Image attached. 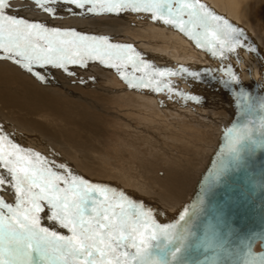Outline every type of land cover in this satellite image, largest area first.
Segmentation results:
<instances>
[{
	"label": "snow or ice",
	"instance_id": "6c2138e0",
	"mask_svg": "<svg viewBox=\"0 0 264 264\" xmlns=\"http://www.w3.org/2000/svg\"><path fill=\"white\" fill-rule=\"evenodd\" d=\"M35 4L53 20L58 18V5L74 17L146 13L154 22L177 29L213 57L224 58L240 47L258 51L247 45L242 28L201 0H35ZM21 8L13 0H0V61L10 62L41 84L53 79L54 72L77 77L73 68L87 69L98 62L114 69L133 89L167 90L169 95L179 92L185 99L200 101L179 90L171 79H163L178 74L199 79V72L159 68L131 43L29 20L16 14ZM224 72L226 82L240 83L230 65ZM238 96L249 99L243 89ZM260 107L264 109V98ZM252 123L227 129V143L205 178L199 201L168 223L158 222L154 209L123 190L94 183L74 173L66 161L22 146L0 124V264H190L187 254L196 236L193 218L202 210L204 194L245 153L264 148V116L255 128ZM257 132L259 139L254 135ZM5 194L12 196L11 202ZM42 220L52 227L44 226ZM197 247L211 250L212 255L196 264H220L223 242L206 237ZM248 256L243 264H256L255 255L249 252Z\"/></svg>",
	"mask_w": 264,
	"mask_h": 264
},
{
	"label": "rangeland",
	"instance_id": "374dc122",
	"mask_svg": "<svg viewBox=\"0 0 264 264\" xmlns=\"http://www.w3.org/2000/svg\"><path fill=\"white\" fill-rule=\"evenodd\" d=\"M211 1L201 0L217 14L242 28L248 37L247 45H256L257 48V45L261 43L263 48L264 0ZM13 4L23 5L16 14L27 19L29 17L33 21H48L50 26L74 27L77 31L82 30L81 32L84 33L106 35L115 43H131L142 53L144 59L159 68H170L176 71L184 67L189 72L200 73L199 79H194L188 74L163 78L165 82L171 79L184 93L198 96L200 101L197 103L194 100L185 99L179 92L169 95L167 90L153 92L149 89H133L114 69L106 68L98 62L90 63L87 69H72L83 72L82 78L86 79H84L86 84H83L87 86V94L93 100L89 111L98 113L103 120V135L100 137L102 139L99 140V152H96L94 161L77 163V166L75 165L72 169H78L77 171L82 173L81 176L94 183L107 184L131 193L134 192L135 186L127 179H133L135 182L147 181L150 186H144L146 190L143 189V192L147 194L142 197L141 195L133 197L134 200L144 204L159 203L161 206L160 203L163 201L176 197V192L169 193L172 186H167L162 178L168 179L165 175L173 174L174 177L175 174L180 176V173H184L185 170L189 173L190 169L187 167L194 164L192 161L199 162L200 159L201 169L196 167L199 173L202 168L204 170L218 143L221 126L231 121L242 99L238 96L240 90L255 92L256 95L264 89L260 85L261 80H264V54L260 47L257 48V52L249 51L247 47H240L224 58L213 57L208 51L197 47L177 29L166 26L162 22H154L146 13L129 12L120 16L105 14L82 19L83 16H68L64 11L65 6L58 5L59 15L53 20L36 6L35 0H13ZM31 15H36V19ZM254 41L256 44H253ZM249 52L255 59L253 64H250L249 59L248 62L245 60ZM229 65L239 77V84L226 82L228 78L225 76L224 69ZM88 77H95V79H88ZM97 87L99 90L102 89L101 95L93 92V89H98ZM260 94L261 92L255 98H258ZM184 127L187 129L182 131ZM206 133L208 136H204ZM177 135H181L182 138H180L187 143L182 145L187 153L192 151L200 154L199 157L187 156L186 164L189 165H186V168L182 163L174 161L177 158L171 161L161 153L164 151L163 153L167 154L168 150L169 153L179 156L176 149L181 147V143H178L180 141ZM163 144L169 149L180 145L173 150L161 151ZM178 150L181 153V148ZM122 171L126 173L120 176ZM199 178L200 175H198ZM129 187L132 189L128 190ZM127 195L130 196V194ZM188 197L189 195H185L181 199ZM50 225L49 227H52ZM59 231L65 235L68 234L63 229Z\"/></svg>",
	"mask_w": 264,
	"mask_h": 264
},
{
	"label": "bare ground",
	"instance_id": "6f19581e",
	"mask_svg": "<svg viewBox=\"0 0 264 264\" xmlns=\"http://www.w3.org/2000/svg\"><path fill=\"white\" fill-rule=\"evenodd\" d=\"M31 16L32 18L36 19V15ZM82 19H84V17ZM87 24H89V22ZM255 41L253 44H256ZM261 45V43L258 44L257 48L260 47L261 52L264 54V46L262 48ZM245 58L246 61L248 59L250 60V64H253L255 61L253 55L250 52L245 56ZM76 72L77 77H69L60 72H54L53 79H51L47 84H41L30 75L20 71L10 62L0 61V124H2L7 131L13 132L16 141L22 146L26 148H32L33 150L40 152L51 159L57 161H66L74 173L82 175L81 172L79 173V171H77L78 169L74 170L72 168H74L75 165L77 166V163L80 162L92 163L94 161L93 158L96 155V152H99V140L102 139L100 137L103 135V120H101L98 113L89 111V106L92 104L91 101L93 100H91L89 98V94H87V86L85 85L86 83H79V80L77 79L79 76L82 77L83 72ZM73 80H76L77 82L73 83ZM261 83V87L264 88V80H261ZM101 90V88L100 90L99 88H95L93 89V92H95L96 95L99 93L101 95V92H103ZM260 92L261 94L258 96V100L264 98V89ZM191 127L192 126H190V128ZM186 129L187 128L184 127L181 130L184 131ZM191 129H193V127ZM206 135L208 136L207 133L204 136ZM177 137H179L178 141L180 142H178L177 139L176 142L181 143V147H178L180 144L175 146L179 149L181 148V153L179 152L178 148L176 149L179 156L177 154L174 155L172 152L169 153L170 151L168 150V153L164 154L163 150L169 149L166 148L167 146H164V144L161 150L163 152L161 153L162 155L167 156V158H169L171 161H173L174 158H177V160L174 159V161L182 163L186 168L187 156L199 157L200 154L198 152L192 151L187 153L182 146L184 144L186 145L187 143L181 139V135H177ZM175 147H171L170 149L173 150ZM192 147L196 148L195 146ZM192 162L194 164H191L190 167H187L190 169L189 173H186L187 170H185L184 173L180 171V176L175 174L174 177L173 174L172 176L165 175L168 179L162 178V180L160 178L166 183L167 186H172V190L169 193L173 194V191L176 192V197L173 196V199L163 201V203H160L161 206H159V203L157 205L154 203L145 204L148 207H155L154 214L156 219L159 218L157 221L160 223L171 220L174 213L179 209V206L184 202V200H186H182L181 198L185 195L191 196L194 192L195 185L199 180L198 175L201 177L203 168L199 173L198 170L201 169L199 167L201 159L199 162ZM125 173L126 172L122 171L120 176ZM127 181L131 182L130 184L135 186L134 192L132 193L128 191L131 187L128 188V192L124 191L126 194H130L131 198L139 195L142 197V195L147 194L146 192H143V189H145L144 186H150L149 182H138L137 180L136 184L133 179H127ZM172 181H174L173 184ZM172 194L170 195L172 196ZM5 199L11 202L12 196L5 194ZM137 201L140 202L139 200ZM149 201L151 202V198ZM152 201H154V199ZM42 224L44 226L50 225V223L46 220H42Z\"/></svg>",
	"mask_w": 264,
	"mask_h": 264
},
{
	"label": "water",
	"instance_id": "95a60500",
	"mask_svg": "<svg viewBox=\"0 0 264 264\" xmlns=\"http://www.w3.org/2000/svg\"><path fill=\"white\" fill-rule=\"evenodd\" d=\"M247 93L249 99L242 98L231 121L221 126L218 143L201 172L194 192L179 206L172 219L164 223L175 222L183 208L199 201L205 178L227 143V129L243 126L250 121L255 128L260 117L264 116L261 99L255 98V92ZM254 135L259 139L258 132ZM192 230L196 236L192 238L193 247L187 254L190 264L212 255L211 250L205 252L203 247H197L206 237H214L217 243H224V248L219 252L220 264H243L250 259L249 252L255 255L256 264L264 261V148L245 153L225 173L221 182L204 194L202 210L193 218Z\"/></svg>",
	"mask_w": 264,
	"mask_h": 264
}]
</instances>
